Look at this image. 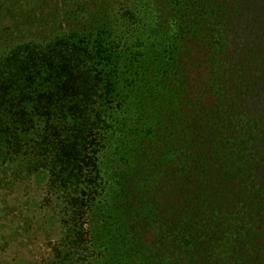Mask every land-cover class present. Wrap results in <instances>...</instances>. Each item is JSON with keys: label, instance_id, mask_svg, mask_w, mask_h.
Returning <instances> with one entry per match:
<instances>
[{"label": "trees", "instance_id": "obj_1", "mask_svg": "<svg viewBox=\"0 0 264 264\" xmlns=\"http://www.w3.org/2000/svg\"><path fill=\"white\" fill-rule=\"evenodd\" d=\"M12 175L60 202L44 264H264V0H0Z\"/></svg>", "mask_w": 264, "mask_h": 264}, {"label": "rangeland", "instance_id": "obj_2", "mask_svg": "<svg viewBox=\"0 0 264 264\" xmlns=\"http://www.w3.org/2000/svg\"><path fill=\"white\" fill-rule=\"evenodd\" d=\"M6 180L9 186L0 185V264H44L63 235L53 217L60 202L35 175ZM66 256L70 262L74 251Z\"/></svg>", "mask_w": 264, "mask_h": 264}]
</instances>
